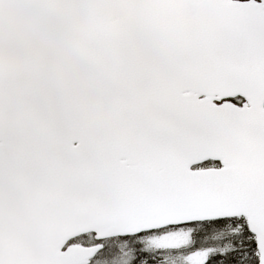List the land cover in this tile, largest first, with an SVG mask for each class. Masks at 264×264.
I'll list each match as a JSON object with an SVG mask.
<instances>
[{
    "label": "snow or ice",
    "instance_id": "snow-or-ice-1",
    "mask_svg": "<svg viewBox=\"0 0 264 264\" xmlns=\"http://www.w3.org/2000/svg\"><path fill=\"white\" fill-rule=\"evenodd\" d=\"M0 264H264V0H0Z\"/></svg>",
    "mask_w": 264,
    "mask_h": 264
}]
</instances>
